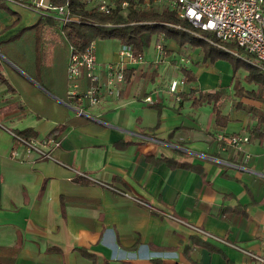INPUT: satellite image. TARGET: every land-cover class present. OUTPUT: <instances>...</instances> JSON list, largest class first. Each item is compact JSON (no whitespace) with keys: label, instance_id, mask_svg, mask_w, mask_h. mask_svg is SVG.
Masks as SVG:
<instances>
[{"label":"crops","instance_id":"crops-1","mask_svg":"<svg viewBox=\"0 0 264 264\" xmlns=\"http://www.w3.org/2000/svg\"><path fill=\"white\" fill-rule=\"evenodd\" d=\"M2 1L11 13L0 17V38L19 43L0 50V264H264V135L245 129L255 118L233 106L236 98L223 106L227 122L214 125L211 103L193 104L188 93L229 82L230 63L199 45L182 52L172 38L158 55L154 39L152 59L128 66L126 80L78 113L59 27L45 23L38 37L40 12ZM96 41L103 80L120 41L109 49ZM180 55L190 78L182 71L185 81L171 90L158 62L179 70ZM23 128L26 138L14 134ZM218 130L249 140L243 149L219 144ZM51 137L58 142L42 144L51 156L27 148L25 140ZM162 155L194 165L155 159Z\"/></svg>","mask_w":264,"mask_h":264},{"label":"built area","instance_id":"built-area-1","mask_svg":"<svg viewBox=\"0 0 264 264\" xmlns=\"http://www.w3.org/2000/svg\"><path fill=\"white\" fill-rule=\"evenodd\" d=\"M39 12L52 13L61 22L77 19L71 12L70 0L52 2L51 0H12ZM86 5H95L99 11L110 12L115 7L126 9L129 5L140 7L158 6L173 9L178 16L185 17L190 23L189 30L193 33H205L210 42L225 48L232 53L247 59L255 65L264 68V0H80ZM157 54L164 52L162 37L154 40ZM118 58L105 62V78L100 79L96 72L95 40L92 38L82 49L77 50L72 45L67 57L66 73L69 79L68 92L75 97V109L78 113L84 110V105L98 101L103 88L110 90L118 81L124 78L123 69L145 61L142 51H135L131 43L119 42ZM186 55H180L178 63L185 62ZM85 75L91 80L85 88H80L79 78ZM185 81L184 77H172L168 87L175 90ZM150 99L149 96L145 97ZM86 101V102H85ZM14 133V132H13ZM16 134V133H14ZM216 138L222 139L223 145H231L235 149H243V144L249 140L245 132H229L224 136L223 130L216 132ZM27 148H35L40 154L51 156L49 150L42 144H56V137L41 142L25 140ZM159 211L167 213L158 208Z\"/></svg>","mask_w":264,"mask_h":264},{"label":"trees","instance_id":"trees-1","mask_svg":"<svg viewBox=\"0 0 264 264\" xmlns=\"http://www.w3.org/2000/svg\"><path fill=\"white\" fill-rule=\"evenodd\" d=\"M51 1L61 2L63 0ZM0 4L8 7L5 1L0 2ZM70 8L71 12L78 16L77 19L59 23L58 19L52 13L40 11L35 22L36 25L39 26L38 37L41 35L40 28L43 24L49 23L51 26H58L60 37L68 46V53L71 45L75 49L80 50L92 38L107 36L116 37L120 42L131 43L135 51H143L147 39L151 34H155L156 38L162 37L164 46L166 45L165 40L172 38L178 43L179 50L182 52H187L188 48L199 45L202 48L203 55L209 56L211 59L217 57H226L230 59L233 70L231 78L233 86L232 95H230L224 85H219L211 89L195 88L188 92L191 96V102L196 105L203 101L210 102L213 111V124L223 125L228 120V113L223 111V106L227 99L231 97L236 98V102L233 103V106L245 109L252 118H255L254 122L246 123L245 129L250 135H264V107L241 99L242 96H247L264 102V68L210 42L204 37L208 32H205V35L191 32L189 30L190 23L187 19L178 16L173 9L160 8L155 5L140 7L137 4H132L124 10L115 7L110 12H102L99 11L95 5L88 6L80 0H70ZM240 64L247 70L245 78L259 83L260 88L258 90L247 89L240 82L239 78L236 76L237 74L234 72ZM183 65L184 64L180 65L183 75L188 79L190 78V69ZM132 69L133 67H125L123 69L125 80L128 78ZM88 82L91 83V80L89 79ZM180 93L183 96L188 94L187 92ZM151 104L155 105L156 102L151 101ZM86 118L88 117H83V119ZM57 126L58 125H56L48 135L56 134L59 130ZM25 130H27V128L15 130V133L26 138ZM224 136H226L225 133ZM223 142L222 139L219 140V144ZM151 156L152 155H147V158ZM155 159H164L170 165H194V163H185L171 155L157 156ZM76 179L79 181H89V178L84 175H78ZM78 247L83 253L94 257V253L86 247ZM209 247L213 248V246Z\"/></svg>","mask_w":264,"mask_h":264},{"label":"rangeland","instance_id":"rangeland-1","mask_svg":"<svg viewBox=\"0 0 264 264\" xmlns=\"http://www.w3.org/2000/svg\"><path fill=\"white\" fill-rule=\"evenodd\" d=\"M0 17H3L5 15H7V13H11V11L6 8V7H2L0 6ZM12 13H15V12H12ZM205 34V33H203ZM96 38H94V40L96 41ZM0 50L2 51L4 49V46H7L9 45L10 43H15L18 39H6V37L4 36V34H1V38H0ZM154 39H157L155 34H151L150 36V39H147V41L145 42L146 43V46L143 48V55L145 58H153L155 56V53H154V49H153V40ZM99 40H103L105 42H108L109 44L106 43V45L103 43L104 46H107V49L110 48V44H113L114 43V46H115V43H118V39L116 37H111V36H107V37H98L97 39V45L100 46V43L98 44V41ZM167 40V39H166ZM17 44L19 42H16ZM155 47V46H154ZM156 49V47H155ZM164 52L162 53L165 54L167 52V47L166 45L164 46ZM160 55V54H159ZM217 58H222V59H225L226 61H228L230 63V81L225 83L224 86L226 88V90L230 93V95H232V90H233V86H232V83H231V78H232V73H233V70H232V62L230 59L226 58V57H217ZM178 61V59H177ZM158 70L160 71V73L165 77V78H169V77H173L175 74V76H177L178 78L181 77V73H182V68H181V64H183L181 62L178 63L176 62V69L178 68L179 70H175L174 66H173V63L170 62L169 60L167 59H163L162 61L158 62ZM185 65V64H184ZM246 68L243 67V65H238L237 68L235 69V74H237L236 76L239 78L240 82L243 84V86L247 89H254V90H258L260 88V85L258 82L256 81H253V80H247L245 78V74H246ZM228 101V99L226 100ZM263 105H264V102H263Z\"/></svg>","mask_w":264,"mask_h":264},{"label":"water","instance_id":"water-1","mask_svg":"<svg viewBox=\"0 0 264 264\" xmlns=\"http://www.w3.org/2000/svg\"><path fill=\"white\" fill-rule=\"evenodd\" d=\"M83 112V111H82ZM86 115L92 117V118H95L94 116H92L91 114H88V113H85Z\"/></svg>","mask_w":264,"mask_h":264}]
</instances>
